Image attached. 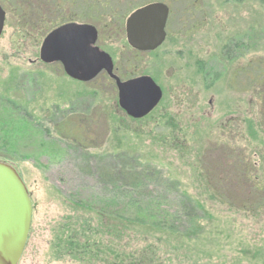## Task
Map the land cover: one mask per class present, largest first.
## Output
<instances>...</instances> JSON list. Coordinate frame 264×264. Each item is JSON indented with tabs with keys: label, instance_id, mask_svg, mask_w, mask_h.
Instances as JSON below:
<instances>
[{
	"label": "rangeland",
	"instance_id": "374dc122",
	"mask_svg": "<svg viewBox=\"0 0 264 264\" xmlns=\"http://www.w3.org/2000/svg\"><path fill=\"white\" fill-rule=\"evenodd\" d=\"M85 1L59 7L28 0L18 10L0 0V161L16 170L33 207L19 264H116L118 224L103 213L120 212L113 188L127 165L146 168L139 183L149 185L127 214L145 215L149 202L176 205L181 199L164 191L167 182L202 212L192 240L148 230L154 264H264V209L236 208L264 203V129L246 78L256 63L264 66V4L200 0L203 11L186 12L187 0H107L102 8L117 23L101 31ZM149 1L165 2L172 16L162 46L139 54L126 44L125 21ZM71 23L98 31L96 46L121 80L148 76L160 87L162 102L148 119L131 120L119 109L110 79L74 84L59 65L40 60L47 34ZM240 69L247 75L236 74V88L232 75ZM113 194L117 203L107 212ZM85 241L94 245L83 248Z\"/></svg>",
	"mask_w": 264,
	"mask_h": 264
},
{
	"label": "water",
	"instance_id": "95a60500",
	"mask_svg": "<svg viewBox=\"0 0 264 264\" xmlns=\"http://www.w3.org/2000/svg\"><path fill=\"white\" fill-rule=\"evenodd\" d=\"M168 9L153 3L135 10L125 21V37L139 52L157 49L164 40ZM3 13L0 10V31ZM96 30L89 25L67 24L50 32L40 47L44 63L59 61L72 79L89 81L104 70L115 81L118 106L128 116L140 119L160 101L161 91L149 77L120 82L112 75V63L94 47ZM31 209L26 189L16 172L0 162V264H17L23 250Z\"/></svg>",
	"mask_w": 264,
	"mask_h": 264
},
{
	"label": "trees",
	"instance_id": "16d2710c",
	"mask_svg": "<svg viewBox=\"0 0 264 264\" xmlns=\"http://www.w3.org/2000/svg\"><path fill=\"white\" fill-rule=\"evenodd\" d=\"M38 1L40 2V0ZM50 1L53 6H64L67 4L72 5L75 0H60L58 1L59 5L56 4L55 0ZM87 1L88 2L85 1V3H88V6L84 9V12L88 13L86 15L90 16L89 19L91 20V22L95 23L98 26V29L102 31L105 25L110 23V21L112 20V22L117 23V21H115L116 14L107 12L108 9L102 8L103 5L107 4V0ZM6 2L15 3L18 10H21L20 4L24 3L25 5H27L29 3L28 0H6ZM260 3L264 4V0H260ZM124 13L126 14L127 11ZM118 24H121L120 21L118 22ZM241 70L242 69H240V72ZM246 78H248L247 82L249 84V94L254 98V102L258 109L257 117L259 125H261V128L264 129V66L261 65V62L255 64L253 69H251L250 76L248 77L247 75ZM147 171L148 170L146 168L136 171L135 168L130 165L122 167V182L118 186V188H113L116 193L121 194V197H117V200H121L120 212L111 211L112 207H114L117 203L115 197L116 195L114 194L112 195L111 200L108 203L109 206H107V208H103L107 212L111 211V213H103L105 217L115 220L118 224V230L113 234V237L117 241V246L120 250V253L117 255L115 254V257L112 258L114 263L116 264L155 263L158 258L152 246H150L148 243V230L155 231L156 233L160 234H172L180 236L182 239L192 240V237L194 236L198 228L197 220L201 218L197 217V215L198 213H202L201 209H199V207L193 202L192 199L182 193L177 186L170 182H167V184L164 185V191L167 193H174L180 197L181 201H178L176 205L159 206L155 202H149L146 204V208L143 209L146 212L143 216H133L126 213V210L130 211L129 209L136 208L138 206V203L136 202V200H134L136 192L143 191L149 188V185H142L139 183L140 180L145 181V179L147 178ZM110 178L113 179V177L111 176ZM125 179L129 181V184L123 182ZM202 179L204 180L206 187L214 192L213 187H209L210 182H208L207 179L206 181L204 178ZM212 194L215 195V193ZM222 203L228 204V207L231 208V203ZM180 204L181 207H179ZM261 207L256 206L257 209H247V207L239 205L236 208L237 210H240V212L242 211L250 214L256 213L254 211L257 210H263L264 203ZM79 229L81 231V234L86 230L81 227H79ZM72 239V237H69L67 241ZM125 242L133 244V248L128 249L129 246H127L126 248L121 247V245ZM93 245L88 243V241H85L83 248H90V246ZM104 250L110 253L112 251V247L106 245ZM126 250H130L131 252L126 254Z\"/></svg>",
	"mask_w": 264,
	"mask_h": 264
},
{
	"label": "flooded vegetation",
	"instance_id": "af4514ba",
	"mask_svg": "<svg viewBox=\"0 0 264 264\" xmlns=\"http://www.w3.org/2000/svg\"><path fill=\"white\" fill-rule=\"evenodd\" d=\"M165 3V2H164ZM167 7H168V5H166ZM185 7H186V12H187V10H189L190 11V9H191V11L192 10H194V11H203V8H202V5H201V1L200 0H187V2L185 3ZM168 9H169V13H168V18H167V23H166V26H165V32H166V38H167V24H168V20L171 18V16H172V10L168 7ZM1 36V35H0ZM166 38H165V40H166ZM51 65H59L60 66V64H58V63H55V64H51ZM61 67V66H60ZM62 68V67H61ZM62 71H63V69H62ZM64 73V72H63ZM237 73H241V74H244V76L245 75H247L246 74V71L245 70H243V71H239L238 70V72H235L234 73V76L232 75V80H233V83H234V85L237 87V83H236V74ZM65 74V73H64ZM66 75V74H65ZM103 77H106L104 74L102 75V78ZM67 78L72 82V83H74V84H80V85H82V86H90V84L89 83H83V82H79V81H75V80H73V79H71V78H69L68 76H67ZM107 78V77H106Z\"/></svg>",
	"mask_w": 264,
	"mask_h": 264
},
{
	"label": "bare ground",
	"instance_id": "6f19581e",
	"mask_svg": "<svg viewBox=\"0 0 264 264\" xmlns=\"http://www.w3.org/2000/svg\"><path fill=\"white\" fill-rule=\"evenodd\" d=\"M9 133H10V132H9ZM6 140H10V141H11V140H12V138H11V137H6Z\"/></svg>",
	"mask_w": 264,
	"mask_h": 264
}]
</instances>
